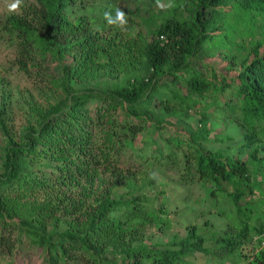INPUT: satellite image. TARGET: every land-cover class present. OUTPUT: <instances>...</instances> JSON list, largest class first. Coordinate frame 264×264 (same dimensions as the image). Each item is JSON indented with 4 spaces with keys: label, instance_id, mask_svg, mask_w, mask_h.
Listing matches in <instances>:
<instances>
[{
    "label": "trees",
    "instance_id": "obj_1",
    "mask_svg": "<svg viewBox=\"0 0 264 264\" xmlns=\"http://www.w3.org/2000/svg\"><path fill=\"white\" fill-rule=\"evenodd\" d=\"M36 6L29 9L26 18L13 16L3 25L5 30L18 39L19 59L26 67L30 57L40 54L43 61L49 57L61 59L70 52L77 50L81 55H76V61L95 60L100 63L108 55L111 48L100 37V29L111 27L118 21L115 10V0H34ZM102 6V8H100ZM112 6L114 9H109ZM230 6V10L226 9ZM37 7V8H36ZM251 10L256 14L244 15L240 21V10ZM102 10V12H100ZM102 20H100V14ZM110 14L111 24L105 19V13ZM141 16V10L138 12ZM230 15V16H229ZM161 25L151 28L148 42L145 46L146 70L144 73H135L124 85L115 86L113 89L100 96L76 94L75 89L70 95L73 98L61 111L59 107L43 116L36 124L27 128L21 142L10 138L3 161L4 172L0 173V253L2 250H12L15 247L12 232L17 230L26 232L28 238L35 244L46 249L48 264H189L186 260L195 254L201 253L210 257L220 254L219 250H210L206 246L209 241L223 252L221 264H233L236 257L243 258L242 248L248 240L253 245L264 242V54L260 49L264 47V36L257 37L258 30L253 19L264 21V0H197L192 7L191 15L185 22L171 19L168 15L160 14L155 18L163 17ZM238 21L233 22V18ZM257 20V21H259ZM7 24V25H6ZM239 24V25H238ZM151 39V41H149ZM249 39L255 42L252 53L255 54L253 64L245 57L241 64V72L236 83L215 84L214 80L205 77L191 60L207 49H230L235 41ZM229 59L237 64L234 54H229ZM48 62V61H47ZM24 63V64H23ZM62 85L73 87L75 76H71L70 67L62 66ZM75 74V73H74ZM166 78H171L166 81ZM185 87L186 90H182ZM213 91H223L227 95L224 103L216 105L214 114L224 120L231 133L238 139V146H233L234 138L224 136L218 138L227 144L233 155L220 152H210L202 148L197 140H208L212 131L207 128L208 117L200 119L198 134L193 136L195 144H188L183 157H191L192 165L206 182L229 196L237 209L239 217L244 216L240 231L237 234L225 235L212 234L208 239L199 231V227L190 226L187 238L174 240L163 246L140 243L139 230L133 225L125 227L121 219H108L109 215L125 208L133 213H142L140 202H123L112 197L110 193L97 198L90 209L82 212L79 222L72 225L70 230L56 240L53 234L47 235L33 225L28 218H21L20 224L12 223L15 216L21 214L25 206H10L6 192L21 190L22 193L15 197H25L23 191L40 190L50 192L55 184L48 178H41L34 170L35 164L39 169L52 168L58 181L64 184L76 183V173L71 166H76V171L85 174L86 170L98 168L95 161V151L87 150L86 144L79 141L76 135L70 133L71 121L74 117L88 115L90 105L98 102L102 110L98 109L96 116L101 112L96 124V133L88 131V136L103 140L106 144L103 151L109 155L118 147L108 145L115 136L122 131L124 136L137 135L144 130L141 121L145 115L155 119L154 126L160 127L165 117L188 115L193 109L198 108L200 100L205 94ZM75 93V94H74ZM95 93V92H93ZM201 98V99H200ZM200 99V100H199ZM156 102L159 104L156 105ZM206 108H211L207 101H203ZM121 107L123 113L129 117L117 122L112 117H107L110 111ZM106 107V108H105ZM159 108V111L156 110ZM51 116H53L51 118ZM71 117V118H68ZM107 119L104 120V118ZM133 117V118H132ZM138 121V122H139ZM144 122V120H143ZM169 123V122H168ZM119 127V129L117 128ZM6 131V129H5ZM8 133V132H7ZM218 135V134H217ZM10 136V135H9ZM172 140L174 137L172 136ZM95 139V141H96ZM236 139V138H235ZM124 146L126 143L121 140ZM174 147L183 146L180 138L173 141ZM155 144H157L155 142ZM41 145L43 148H41ZM127 147V145H125ZM125 147H123L125 149ZM172 160L174 165L180 163V154L172 152V147L166 142L157 147L154 158L160 163L166 158ZM145 157L146 154L137 152ZM247 155V160L241 156ZM249 158V159H248ZM259 175L261 178L259 179ZM117 183L121 182L117 178ZM211 191L213 196L216 192ZM261 196L259 206L253 208L243 207L245 198L257 193ZM21 202H19L20 204ZM87 204V200H86ZM138 206V209L135 207ZM65 212L74 211L72 204L63 206ZM44 212L52 218L53 206L42 207ZM49 212H48V211ZM255 224H251L252 215H255ZM258 214V215H257ZM249 215V216H248ZM58 220V218H56ZM17 226V227H16ZM253 237L251 238V235ZM256 237L259 240L256 241ZM136 240V241H135ZM255 250V249H254ZM214 251V252H213ZM11 255V254H7ZM248 264H264V253H254V258Z\"/></svg>",
    "mask_w": 264,
    "mask_h": 264
},
{
    "label": "rangeland",
    "instance_id": "obj_2",
    "mask_svg": "<svg viewBox=\"0 0 264 264\" xmlns=\"http://www.w3.org/2000/svg\"><path fill=\"white\" fill-rule=\"evenodd\" d=\"M14 2L15 0H0V173L4 172L3 161L8 140L12 138L21 142L26 133L25 130L33 124L37 125L43 116L57 107L61 111L65 110V106L73 98V95H70L73 88L76 94L91 95L94 100L93 96L99 97L100 93L104 94L115 86L124 85L126 79L135 73H144L146 70L145 46L148 42V35L151 28L160 26L161 20L165 19V16L155 19L154 17L164 14L171 19L185 22L191 15L192 7L197 0H115L113 1L116 6L115 10L119 9L124 12L127 23H122L118 19L111 27L100 29V37L103 40L106 39L107 41L104 42L111 48H108V55L103 57L99 64L95 60L83 62L82 58L77 62L76 55L80 56L83 50H80V53L77 50H70L63 60H53L49 57L48 62L43 61L41 55L36 53L34 57H30L26 67L22 66L19 59L17 37H13L9 31L5 30L6 26L3 23L13 16L25 19L27 17L25 13L36 6V2L21 0L19 8L16 11H10L9 6ZM229 8L230 6L226 9ZM109 9L114 8L110 6ZM251 9L240 10V21L235 16V18L232 17L233 22L241 23L245 14L254 16L256 12L253 13ZM139 10H141V16L138 14ZM98 15L103 23L101 13ZM253 20L258 30L257 37L263 38L264 21H260L259 18ZM254 43L249 39H239L230 49H207L191 61L205 77L214 80L215 84L220 85L219 87L222 84H233L238 81L244 58H249L248 63L253 64L255 60V54L252 53ZM260 52L264 54V47L260 49ZM231 53L238 57L237 64L229 59ZM63 65L70 67L71 76H75L76 82L72 83L73 87L65 88L62 85ZM150 74L151 72L144 73V77L148 78ZM170 80L171 78H166V81ZM181 88L186 90L185 87ZM205 100L211 108H206L203 104ZM226 100L227 95L223 91L211 90L200 100L201 105L198 108L193 109L188 115L178 117L181 115L179 112L177 116L165 117L160 127L154 126L156 124L154 118L149 119L145 115L141 121L135 120L139 124L141 122L144 124V130L134 136L129 134L124 136V133L120 131L119 136L113 137L108 143V145L118 147L117 150L113 149L109 155L104 154L105 151H103L107 143L93 137L92 132L96 133L98 129L96 124H98L101 112L98 113V117L95 114L102 106H99L98 102L92 103L88 115L74 117L73 121L70 120L69 131L72 135H76L79 141L86 144L87 150L95 151L93 154L98 168L86 170L85 174H81L76 171V166L72 165L71 168L76 173V183L64 184L58 181L52 168L44 171L39 169L41 164H35L33 168L39 177L48 178L51 183L55 184V188L48 189L50 191L48 193L47 190L38 189L23 191L26 196L19 198L15 196L21 194V190L6 192L10 195L6 198L7 208L9 205L11 207L13 205L25 206L21 209L20 217L15 216L11 220L12 223L20 224L21 218H28L44 233L53 234L55 239L59 240L72 225L79 222V218L83 216L82 212L90 209L87 205L90 203L93 205L97 198L110 193L112 197L123 200V202H140L142 213L138 211L133 213L123 208L108 217L112 220H123L126 228L130 225L136 226L139 230L140 243L163 246L174 240L181 241L187 238L190 226L199 227V231L208 240L212 234L221 236L225 233L237 234L246 217H239L231 198L216 189L211 182H206L196 173L192 165L193 159L185 158L182 154L183 151L189 150V143L195 144L193 136L198 134L200 119L207 116L209 119L207 128L212 133L208 140L197 141L205 152L221 151L225 155H233V151L229 150L227 144L220 142L219 139L216 140L215 137H232L234 141H228V143H233V146H238L241 141V138L236 137L241 132L234 136L227 123L214 114L216 105ZM158 104L156 102V105ZM156 110L159 111V108ZM104 112L105 109L102 110V114ZM112 116L117 122L124 121L126 118L129 120L119 106L116 110L110 111L107 117ZM91 125L93 131L88 136V131L92 130ZM172 136L174 140L180 138L183 146L176 149ZM121 140L126 143L127 147L121 144ZM164 142L172 147L173 153L180 154L181 161L178 165H174L175 163L168 159V154H171L168 151L165 153V159L160 163L156 162L154 155L157 147L164 145ZM41 148H43L42 145ZM137 152L146 155L141 157L137 155ZM241 158L247 160V155ZM117 178L121 180L118 185H116ZM260 178L261 175H259ZM210 190L216 192L217 196H213ZM260 201L261 196L258 192L254 193L245 198L243 207L245 210L248 207L257 208ZM68 204H72L74 211L67 213L62 209ZM45 206H53L51 214L58 220L44 212L45 209L42 207ZM135 209H138V206ZM262 210L264 211V206ZM255 216L256 214L252 215L251 224H255ZM12 239L15 241L13 245L15 248L10 251L2 250L0 264H48L46 249L33 243L26 232L14 227ZM206 246L210 250H219L220 254L208 257L198 253L187 258L188 263L221 264L218 260H221L223 251L209 241L206 242ZM260 252L264 253V245H253L251 240H248L242 248L243 258L236 261L235 257L231 261L233 264H248L254 258V253Z\"/></svg>",
    "mask_w": 264,
    "mask_h": 264
},
{
    "label": "clouds",
    "instance_id": "obj_3",
    "mask_svg": "<svg viewBox=\"0 0 264 264\" xmlns=\"http://www.w3.org/2000/svg\"><path fill=\"white\" fill-rule=\"evenodd\" d=\"M20 3H21V0H15V2L9 6V10L10 11H16L19 8ZM116 12H117V16L121 20V22L126 24L127 21H126L124 12L119 10V9H117ZM105 19H107L109 21V23L111 24L110 14L108 12L105 13ZM258 240H259V237H256V241H258ZM262 245H264V242L262 243Z\"/></svg>",
    "mask_w": 264,
    "mask_h": 264
}]
</instances>
